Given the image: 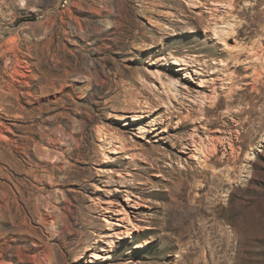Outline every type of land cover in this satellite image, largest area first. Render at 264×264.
<instances>
[{
    "label": "rangeland",
    "instance_id": "obj_1",
    "mask_svg": "<svg viewBox=\"0 0 264 264\" xmlns=\"http://www.w3.org/2000/svg\"><path fill=\"white\" fill-rule=\"evenodd\" d=\"M62 2L0 0V264H264V0Z\"/></svg>",
    "mask_w": 264,
    "mask_h": 264
},
{
    "label": "bare ground",
    "instance_id": "obj_2",
    "mask_svg": "<svg viewBox=\"0 0 264 264\" xmlns=\"http://www.w3.org/2000/svg\"><path fill=\"white\" fill-rule=\"evenodd\" d=\"M63 2H64V0H63ZM177 60V59H176ZM158 77V76H157ZM106 134V133H105ZM100 140H102V139H100ZM229 146H230V149H231V153H232V151H233V146H232V144L231 143H229ZM235 151V150H234ZM107 152H110V153H116V151H114V149H108V151ZM106 160H109V158L108 159H106Z\"/></svg>",
    "mask_w": 264,
    "mask_h": 264
},
{
    "label": "built area",
    "instance_id": "obj_3",
    "mask_svg": "<svg viewBox=\"0 0 264 264\" xmlns=\"http://www.w3.org/2000/svg\"><path fill=\"white\" fill-rule=\"evenodd\" d=\"M67 0H64V2H62V6H64V4L66 3Z\"/></svg>",
    "mask_w": 264,
    "mask_h": 264
}]
</instances>
